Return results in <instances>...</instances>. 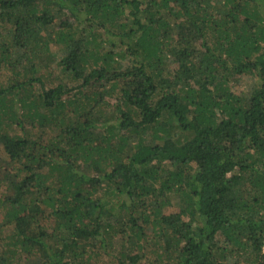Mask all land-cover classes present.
<instances>
[{"label":"trees","instance_id":"1","mask_svg":"<svg viewBox=\"0 0 264 264\" xmlns=\"http://www.w3.org/2000/svg\"><path fill=\"white\" fill-rule=\"evenodd\" d=\"M0 264H264V0H0Z\"/></svg>","mask_w":264,"mask_h":264},{"label":"rangeland","instance_id":"2","mask_svg":"<svg viewBox=\"0 0 264 264\" xmlns=\"http://www.w3.org/2000/svg\"><path fill=\"white\" fill-rule=\"evenodd\" d=\"M177 210V209H176ZM175 209H172V211H176Z\"/></svg>","mask_w":264,"mask_h":264}]
</instances>
